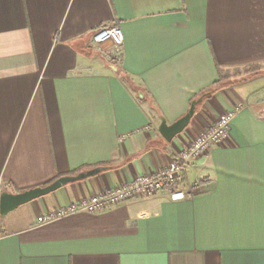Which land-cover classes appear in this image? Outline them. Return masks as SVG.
Segmentation results:
<instances>
[{
  "label": "crops",
  "instance_id": "obj_1",
  "mask_svg": "<svg viewBox=\"0 0 264 264\" xmlns=\"http://www.w3.org/2000/svg\"><path fill=\"white\" fill-rule=\"evenodd\" d=\"M115 24L119 61L92 42ZM251 67L162 138L219 72ZM237 107L227 141L187 170L192 198L165 190L38 225L161 171ZM95 168L0 218V264H264V0H0V194Z\"/></svg>",
  "mask_w": 264,
  "mask_h": 264
},
{
  "label": "built area",
  "instance_id": "obj_2",
  "mask_svg": "<svg viewBox=\"0 0 264 264\" xmlns=\"http://www.w3.org/2000/svg\"><path fill=\"white\" fill-rule=\"evenodd\" d=\"M92 42L99 48L110 46L113 58L121 60L124 39L118 24L96 30L92 35ZM240 110L241 108L237 107L220 115L216 122L188 143L161 171L137 176L128 183L51 211L37 219L38 225H47L79 213L89 215L105 213L127 202L148 198L165 190L169 192L171 202L192 198L196 187L186 186L189 166L206 156L212 148L222 146L227 141L231 123Z\"/></svg>",
  "mask_w": 264,
  "mask_h": 264
},
{
  "label": "water",
  "instance_id": "obj_3",
  "mask_svg": "<svg viewBox=\"0 0 264 264\" xmlns=\"http://www.w3.org/2000/svg\"><path fill=\"white\" fill-rule=\"evenodd\" d=\"M203 98L204 96L192 101L188 112L172 125L167 126L164 120L161 121L158 132L166 142H171L174 137L180 135L188 127L195 114L196 107L202 103ZM103 170L104 168H95L87 172H81L74 176L61 177L45 187L34 188L17 194L2 192L0 194V218H3L9 212L17 209L18 207L47 196L68 184L95 177Z\"/></svg>",
  "mask_w": 264,
  "mask_h": 264
},
{
  "label": "trees",
  "instance_id": "obj_4",
  "mask_svg": "<svg viewBox=\"0 0 264 264\" xmlns=\"http://www.w3.org/2000/svg\"><path fill=\"white\" fill-rule=\"evenodd\" d=\"M256 72H257V68L255 67L248 68L246 70H243L242 72L236 71L229 74H224L222 72H219V80L215 82L213 86L209 88L206 92H204L202 95H204V97L210 96L214 91H216L220 87L224 79L236 78L238 76H241L242 74L244 75L255 74Z\"/></svg>",
  "mask_w": 264,
  "mask_h": 264
}]
</instances>
